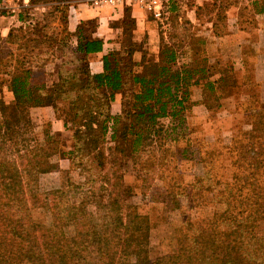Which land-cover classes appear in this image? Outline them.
<instances>
[{
    "label": "trees",
    "instance_id": "16d2710c",
    "mask_svg": "<svg viewBox=\"0 0 264 264\" xmlns=\"http://www.w3.org/2000/svg\"><path fill=\"white\" fill-rule=\"evenodd\" d=\"M253 4L263 7L260 0ZM128 10L124 9L119 24L118 49L102 57L100 73H91L88 59L102 51L103 42L92 37L93 30L84 21L77 24L74 34L68 31V22L64 25V39L56 55L61 66L52 86L36 82L29 67L7 73L5 86L11 102L0 98V264H264L260 227L264 221V171L259 174L264 167V127L257 126L246 133L258 136L241 147L250 166L247 174L241 178L233 175L234 184H213L204 171L194 184L205 180L212 189L219 187V206L202 225L185 219L187 237L181 246L151 256L153 225L147 215L125 202L128 188L123 186L120 172L123 160L135 156L144 140L165 132V121L171 130L185 127L187 111L193 105V86H203V103L211 111L212 103L218 110L221 99L237 85L229 74L232 69L216 68V60L207 64L204 58L194 64L192 45L184 42H161L156 64L134 72L133 55L143 53V48L134 40L135 20ZM183 45L184 53L178 49ZM217 74L221 77L210 80ZM135 85L138 91L130 92ZM116 95L120 96V109L111 114ZM98 96L106 102L105 111ZM60 103H66L70 113L69 119H60L63 130H69V124L74 127L70 154L99 149L110 134L113 153L106 158L98 150L92 157L96 160L86 155L80 159L84 167L96 161L98 167H107L100 178L105 186H100V197L92 185L79 192V187H71L72 199L66 201L65 189L45 193L38 187L41 175L62 173L53 158L65 152L59 149L60 134L43 131L41 138L36 136L30 110L51 107L56 113ZM35 210L48 212V223L35 219ZM195 252L203 254V260L193 262Z\"/></svg>",
    "mask_w": 264,
    "mask_h": 264
},
{
    "label": "rangeland",
    "instance_id": "374dc122",
    "mask_svg": "<svg viewBox=\"0 0 264 264\" xmlns=\"http://www.w3.org/2000/svg\"><path fill=\"white\" fill-rule=\"evenodd\" d=\"M75 1L0 0V27L3 25L11 27L7 44L4 43L6 37L0 36V98L6 99L8 103L11 102V94L5 86L9 77L8 72L11 74L22 68L29 67L34 80L43 82L45 86L50 87L56 82L58 69L61 66V61L56 55L60 54L59 47L60 41L64 39V25L66 22L69 23L70 9ZM192 2L193 0H178L172 5L170 0L168 9L173 6L195 9L196 5ZM250 4V0H207L196 7V14L200 20L208 17L214 20L213 33L223 35L225 10L233 5L239 6L243 9L242 20L250 23L251 16L245 11ZM129 10L128 13L131 16ZM148 16L153 19L149 14ZM87 23L89 29H95V20L87 21ZM164 32L165 34L163 33L161 37L163 43L184 42L183 44L192 45L193 51L190 55L194 64L201 63L202 59L208 56L209 53L203 46L205 31L202 27L177 21L172 29ZM140 44L145 59L139 64L135 63L134 72H140L143 66L148 68L156 64L155 56L151 52L155 41L145 46L146 40L143 39ZM178 49H183L182 53L185 52L184 45L183 48ZM213 54L217 55L215 52L210 55ZM110 61L113 62V58H110ZM219 63L216 60V68L220 65ZM224 66L225 69L231 68L229 63L222 64V67ZM227 71L229 72V69ZM229 74L234 76L233 71ZM129 91H138V86L131 87ZM97 98L105 111V100L100 96ZM115 99L120 101V96L116 95ZM210 102L212 103V98ZM212 105L213 108L209 111L212 123L210 127L190 128L189 133L187 127L171 130L173 128L169 126L168 121H165L163 124L165 132L158 137L147 138L135 156L123 160L120 172L123 186L128 188V194L124 199L128 205L135 207L139 214L147 215L152 222L150 232L152 257L160 253H170L177 246L185 243L187 237L183 223L185 219L202 225L211 218L215 208L219 206L217 204V200L221 197L219 187L215 186L212 189L210 185L207 186L205 180L194 184L204 171L210 174L213 184L215 182L234 184L235 180L231 181L233 175L237 174L241 178L250 168L247 165L248 160L243 158L245 154L241 147L250 142V137L258 135L251 136L246 133L247 129L240 127V124L231 129V134L223 135V131L227 128L218 126L221 116L218 114L215 103ZM119 109L120 104L111 105L110 113H118ZM30 116L36 136L41 138L43 131L60 134L59 149L65 152L62 157L53 158V163L62 173L52 171L41 175L38 180L40 191L50 193L60 188L65 189L66 193L63 197L66 201L72 199L71 187H79L80 189L77 190L79 192L92 185L97 197H100V186H104L100 178L107 171V167H98L97 161L91 162L89 167L88 164L84 167L85 165L80 164V159L83 155L92 158L98 150L101 156L107 158L113 153L114 148L113 142L109 139L110 134L107 135L106 141L99 145V149L89 152L80 150V153L74 151V154H70L75 142L72 136L74 127L69 124V130L57 131L59 122L70 118L66 103H60L56 113L51 107L33 108L30 110ZM260 116L259 119L264 121V114ZM259 119L256 122L260 123ZM198 138L204 139L193 142V139L198 140ZM259 170L261 174L264 167ZM228 188L231 187L228 186ZM97 216L99 215L95 214V217ZM33 217L45 224L50 219L48 212L43 213L42 210L33 211ZM260 227L264 234V221L261 222ZM203 258L204 255L200 253L195 252L191 255L193 262L201 261Z\"/></svg>",
    "mask_w": 264,
    "mask_h": 264
},
{
    "label": "crops",
    "instance_id": "0c3cea01",
    "mask_svg": "<svg viewBox=\"0 0 264 264\" xmlns=\"http://www.w3.org/2000/svg\"><path fill=\"white\" fill-rule=\"evenodd\" d=\"M177 1L171 0V4H176ZM204 1L207 0H193L192 3H195L197 7L201 6ZM256 1L250 0L251 5L245 9L246 13L251 16L250 23L242 20L243 9L239 6L233 5L225 10V33L223 35L213 33L214 20L209 19V17L205 20L198 19L196 7L192 9L191 7L178 8L174 6L168 9L165 18L156 21L148 18L147 13L132 6L129 0H117L114 6L104 4L98 6L93 4L92 0H76L70 9L67 28L71 34H74L79 22L96 21L92 37L102 40V51L89 55L88 60L91 73H100L102 71V57L110 51L118 49V40L121 37L122 28L117 24L123 19L124 9L127 7L130 8L131 17L135 19L134 40L140 43L145 39V46L155 41L153 50H151L155 56V63L158 61L161 37L163 33L165 34V30L173 28L174 23L185 21L202 27L205 31L203 46L209 53L205 57L207 64L214 63L215 60L220 62V66L229 63L236 80L237 87L228 91L227 94L225 93L226 95L221 99L218 109V114L221 116L218 126L227 128L223 131V135H229L231 129L235 128L237 124L247 129L246 131H250L256 126L264 127V121L259 119V116L264 114V0H260L261 4L263 3V7L260 8H256L253 4ZM10 30L11 27L9 26H1L0 36L6 37ZM75 41L74 38V44ZM185 45L188 46V44ZM213 52L217 55H210ZM142 56V52L136 51L133 55L134 62L141 63L143 61ZM180 58L181 55L177 58L178 63ZM221 74L225 76L223 72ZM221 74L213 75L210 80L221 77ZM191 93L193 105L187 111L185 123L189 133L191 132L190 128L210 127L212 125L209 110L202 99L203 86H193ZM118 104L119 100L115 99L112 106ZM260 117L262 118V116ZM257 119L260 123L256 122ZM59 123L57 131L63 129L62 123ZM190 136L192 137V134ZM204 138L193 139V142L201 141Z\"/></svg>",
    "mask_w": 264,
    "mask_h": 264
},
{
    "label": "built area",
    "instance_id": "2783aa9c",
    "mask_svg": "<svg viewBox=\"0 0 264 264\" xmlns=\"http://www.w3.org/2000/svg\"><path fill=\"white\" fill-rule=\"evenodd\" d=\"M117 0H92L95 5L114 6ZM132 6L149 14L154 20H162L168 14L170 0H129Z\"/></svg>",
    "mask_w": 264,
    "mask_h": 264
}]
</instances>
